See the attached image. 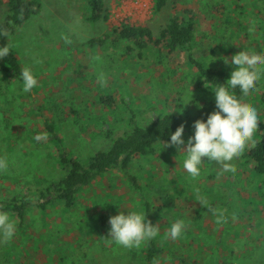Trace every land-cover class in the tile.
I'll list each match as a JSON object with an SVG mask.
<instances>
[{"label":"rangeland","instance_id":"1","mask_svg":"<svg viewBox=\"0 0 264 264\" xmlns=\"http://www.w3.org/2000/svg\"><path fill=\"white\" fill-rule=\"evenodd\" d=\"M42 1L41 12L11 36L12 48L23 66L31 67L38 84L25 92L21 81H13L0 91V160L5 162L0 169V200L26 194L32 203L22 227L9 216L16 224V233L12 239L0 242V264H137L135 257L140 246L125 248L116 244L109 236V218L121 211H142L147 203L156 209L162 201H150L151 190L177 200L171 219L184 223L181 236L188 234L186 244L190 246L185 256L191 257L189 264H264V233L259 241L255 240L254 228H242L239 224L245 220L242 216L237 219L243 215L246 200L250 201L255 193L251 166L243 160L244 151L232 162L233 173H223L220 164L206 161L201 174L192 178L182 168L184 154L175 146L160 145L154 156H134L126 173L112 169L96 179L81 191L72 209H64L59 202L48 204L45 209L33 206L38 202L34 192L41 189L44 179L59 182L65 175L58 160L60 147L48 139L33 107L37 111L43 108L46 116L52 112L63 148L84 160L110 149L114 140L126 130L130 132L131 117L136 125L148 126L163 115L215 103L211 90L215 87H196L199 76L184 55L166 60L157 53L158 49L148 48L140 53L127 52L119 46L99 51L83 46L122 22L134 26L149 22L157 32L167 22V11L153 15L154 0H107L109 19L95 24L86 21L81 0ZM7 2L0 0V22ZM237 5L241 8H235V4L231 8L235 9L238 22L221 24L216 37L199 40L197 50H193L207 66L228 70L229 77L234 66L225 63L224 58L230 61L240 51L264 55V0H239ZM203 34L201 30L200 35ZM82 70L99 79L107 78L109 93L123 108L115 106L114 114L100 107V89L86 88L79 80ZM114 77L120 82L114 84ZM5 81L1 78L0 85L5 86ZM259 82V89L244 103L255 107L258 119H262L264 78ZM57 90H66L63 105L56 102ZM28 93L34 96L29 97ZM125 97L127 107L121 103ZM188 105H192L191 109ZM82 107L93 110L94 117H110L107 122L112 137L104 131L96 135L102 127L97 120L88 123L85 119L78 121L77 116L64 119L69 111L78 113ZM182 138L188 140L186 132ZM100 215L104 216L105 225ZM228 221L235 222V228L229 229L224 238L227 241L222 243ZM251 221L264 225V216ZM228 240L238 247L232 245L233 257L222 263L226 258L221 249H228ZM156 264H166V260L159 259Z\"/></svg>","mask_w":264,"mask_h":264},{"label":"trees","instance_id":"2","mask_svg":"<svg viewBox=\"0 0 264 264\" xmlns=\"http://www.w3.org/2000/svg\"><path fill=\"white\" fill-rule=\"evenodd\" d=\"M81 1L86 21L95 24L100 20L107 21L109 19L107 0ZM153 2V15L157 16L167 11V22L157 32L154 31L149 22L138 26L122 22L119 26L113 27L104 34L88 40L83 46L87 45V48L95 51L119 46L120 48L124 47L127 52L139 50L140 53H143L148 48L156 49V51L158 49L157 53L166 60L171 59V57L177 58L184 55L189 58L191 66L199 76V81L196 84L198 89L205 87L207 84L215 88L218 84H225L229 79L228 70L218 66H207L205 62L198 59L197 54L193 53V50H197L199 40H211V37H216L217 33L221 31V24L238 22L235 17L236 11L231 6L235 4V8H241L237 5L239 0H154ZM42 8V0H8L5 17L0 22V47L5 44L9 47V54L0 59V79L4 78L6 80L5 86L0 85V91L4 87L8 88L13 81L22 82L20 72L24 66L11 46V36L32 16L39 14ZM201 30L204 32L203 35H200ZM163 63L164 61L158 64ZM80 75L79 80L86 84V88L90 89V86H95L100 89L99 93L101 95L97 99L98 105L100 107L103 106L108 113L112 112L115 114L117 112L115 108L119 107L116 105L115 96H111L109 93L107 78L99 79L96 76L85 73V70H82ZM119 80L114 77L113 83H118L120 82ZM260 86L261 83L258 81L256 90ZM65 93L66 90H57L55 98L59 105L64 104L62 102L64 101ZM233 94L244 103L252 93L242 95L237 89L233 90ZM27 96H34V94L28 93ZM121 103L124 107L129 106L126 97L122 99ZM56 107L57 104H55L54 108ZM191 107L192 105H188L189 109ZM122 108L120 107L119 110ZM214 110H216L215 103L206 102L199 109L181 111L178 114L163 115L160 118H155L148 126L136 125L132 121L133 118L129 117L128 127L131 129L130 132L126 130L122 134L123 136L114 140L110 149L100 150L83 160L70 154L66 147L63 148L64 141L59 135L57 122L52 119V112H50L49 116H46L43 108H39L37 111L33 107V111L38 113L40 120H42L48 139L60 147L58 160L63 165L65 172L64 177L59 182H45L46 179L41 182V189L34 192L38 202L36 204L33 203V206L45 209L48 204L53 205L59 202L64 209H72L76 205L81 191L91 186L96 179L112 169H119L126 173L134 156H154L158 150L157 148L163 143H168L170 133L174 132L181 124H184V132L187 133L189 138L194 130V121L197 119L206 120L207 116ZM123 113L126 114L125 111ZM83 115L85 118H83ZM95 115L98 117H94L93 110H87L82 107L78 113L75 110L69 111L64 119L68 116H77L76 119L78 121L85 119L89 123L97 120L102 127L100 126L101 129L96 135L100 136L104 131L107 137H112L111 126L107 122L110 117L102 118L101 115ZM258 120V128L253 134L251 143L243 152L244 162L246 161V164L251 166V181L255 183V193L250 201L244 198L246 202L243 215L237 216V219H241L240 216H242V219L245 220L239 226L248 230L254 228L255 231L252 236L256 235L255 240L257 241L260 240L262 233H264V225L262 223H253L251 221L253 218L264 216V117ZM113 122L117 123L116 117H114ZM130 179L133 178L130 177ZM247 184L249 186L250 180L247 181ZM151 192L149 195L150 201L160 199L162 201L161 205L154 209L153 206L147 203L144 210L140 212H143L151 224L158 225V234L156 237L139 245L140 248L135 257L137 264H156L159 259H165L166 264H189L191 257L185 256V250L190 246L186 244L187 232L183 233L184 237L180 235L176 240H172L166 235L167 229L174 222V218L171 219V217L174 213L173 209L177 205V200L171 196L163 197L160 191L151 190ZM27 198L25 194L22 196L14 195L8 199L0 200V211L6 212L9 216L16 219L19 227L24 224L32 205L31 200ZM100 220L103 225L106 224L103 215H100ZM228 224V230L225 231L224 229V235L221 236L222 243L227 241L224 238L230 233L229 229L235 228V222L228 221ZM232 245L228 240V249L226 247L221 249L222 256L226 258L222 263H227V259L233 257L235 253L233 246L235 247L236 245L238 247V245Z\"/></svg>","mask_w":264,"mask_h":264},{"label":"clouds","instance_id":"3","mask_svg":"<svg viewBox=\"0 0 264 264\" xmlns=\"http://www.w3.org/2000/svg\"><path fill=\"white\" fill-rule=\"evenodd\" d=\"M9 54L8 45L0 47V59ZM234 70L225 84H218L213 90L215 109L206 120L197 119L193 123V133L185 141L183 137L184 124L170 133V140L163 147L175 146L182 157V168L186 173L196 178L201 174V166L206 161L221 165L223 173L235 171L232 162L235 161L251 142L258 128V114L253 106L246 105L234 94L239 90L242 95L256 91V85L264 78V55H256L254 51H240L229 61ZM23 90L34 89L37 78L31 67L25 66L20 72ZM5 162L0 160V169ZM109 236L118 245L125 248L139 246L142 242L152 239L158 234V225L151 224L143 212L136 210L121 211L109 218ZM184 223L176 220L171 223L166 235L176 240L184 229ZM16 233V224L8 213L0 211V242L10 240Z\"/></svg>","mask_w":264,"mask_h":264}]
</instances>
